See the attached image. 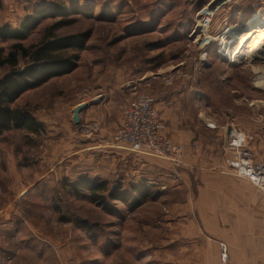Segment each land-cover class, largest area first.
<instances>
[{
    "label": "rangeland",
    "instance_id": "rangeland-1",
    "mask_svg": "<svg viewBox=\"0 0 264 264\" xmlns=\"http://www.w3.org/2000/svg\"><path fill=\"white\" fill-rule=\"evenodd\" d=\"M259 12L263 16L264 0H0V48L6 52L16 43L7 32L25 24L26 47L40 44L62 22L72 23L57 28L59 36L90 33L72 71L12 105L29 111L42 131L11 130L0 137V264L184 261L179 245L186 232L199 231L186 223V201L201 175H187L185 162L181 168L168 162V169L152 175L109 173L99 135L106 131L110 141L127 102L161 82V91L191 96L186 108L200 136L205 113L213 111L225 115L222 136L229 138V126L245 134L228 111L250 110L256 132L249 137L257 149L253 153L250 141L248 147L254 162L264 165V86L255 84L253 70L264 69L263 60L232 63L220 54L227 28H245ZM7 73L0 68V81ZM80 104L88 109L76 125L73 110ZM83 178L107 181L109 192L119 183L125 192L143 183L152 194L137 205L110 198L99 204L81 188Z\"/></svg>",
    "mask_w": 264,
    "mask_h": 264
},
{
    "label": "crops",
    "instance_id": "crops-1",
    "mask_svg": "<svg viewBox=\"0 0 264 264\" xmlns=\"http://www.w3.org/2000/svg\"><path fill=\"white\" fill-rule=\"evenodd\" d=\"M160 83L153 84L155 86L146 95L154 99L161 114L163 134L182 148L186 174L196 177L194 179L201 175L200 185L196 191L191 190V199L189 197L186 201V223L191 224L192 230L197 226L199 231L185 233L184 245H179L182 249L179 257L185 260L179 263L264 264V192L229 170L224 152L227 138L219 131L226 123L225 115L215 111L205 113L202 137L195 132V117L186 108L192 105L191 96L177 90L161 91ZM246 111L233 108L228 115L243 125L254 153L257 144L249 135L255 134V123L252 122L251 111ZM201 115H198L199 121H202ZM105 133L101 131L99 143L107 150L103 151L105 155L101 160L106 161L109 173L136 177L152 175L170 166L165 159L149 153L131 152L121 146H104L109 142ZM220 243L228 249L226 262L221 260Z\"/></svg>",
    "mask_w": 264,
    "mask_h": 264
},
{
    "label": "trees",
    "instance_id": "trees-1",
    "mask_svg": "<svg viewBox=\"0 0 264 264\" xmlns=\"http://www.w3.org/2000/svg\"><path fill=\"white\" fill-rule=\"evenodd\" d=\"M71 23L62 22L51 27L44 40L34 47L23 45L29 31L26 24L19 31L7 32L5 38L16 43L8 52L0 48V68L8 70L0 81V137L11 130H25L34 135L42 131V125L29 111L14 109L12 105L27 91L38 88L51 78L64 75L76 67L79 53L85 50L90 33L59 36L54 32L57 28ZM21 62L24 63L23 66ZM80 186L90 192L93 202L99 204L110 198L137 205L152 194L151 189L143 183L131 186L130 192L123 191L121 183L109 192L107 181L92 183L85 178ZM132 194L134 198H131Z\"/></svg>",
    "mask_w": 264,
    "mask_h": 264
},
{
    "label": "built area",
    "instance_id": "built-area-1",
    "mask_svg": "<svg viewBox=\"0 0 264 264\" xmlns=\"http://www.w3.org/2000/svg\"><path fill=\"white\" fill-rule=\"evenodd\" d=\"M229 138L224 152L227 166L233 174L247 179L264 192V165L255 163L245 134L239 127L229 126ZM110 142V144H109ZM107 146L125 147L132 152H150L167 160L175 168L184 166L182 148L163 135L162 118L152 97L137 94L123 111V122ZM221 259H228L227 246L219 244Z\"/></svg>",
    "mask_w": 264,
    "mask_h": 264
},
{
    "label": "bare ground",
    "instance_id": "bare-ground-1",
    "mask_svg": "<svg viewBox=\"0 0 264 264\" xmlns=\"http://www.w3.org/2000/svg\"><path fill=\"white\" fill-rule=\"evenodd\" d=\"M249 20L246 21L248 24L246 23L245 28L228 27L224 32L223 39L225 41L222 42L220 54L224 58H230L232 63H237L245 58L248 61L261 59L264 63V14L263 16H260V12L254 14ZM253 70L256 74L255 84L258 87H263L264 69L254 66Z\"/></svg>",
    "mask_w": 264,
    "mask_h": 264
},
{
    "label": "water",
    "instance_id": "water-1",
    "mask_svg": "<svg viewBox=\"0 0 264 264\" xmlns=\"http://www.w3.org/2000/svg\"><path fill=\"white\" fill-rule=\"evenodd\" d=\"M217 2H220L222 0H216ZM88 106L87 105H80L77 106L73 111V121L76 125L80 124V113L85 110Z\"/></svg>",
    "mask_w": 264,
    "mask_h": 264
}]
</instances>
